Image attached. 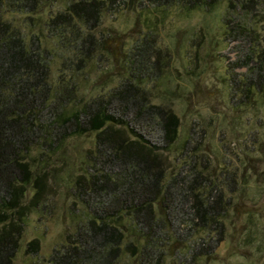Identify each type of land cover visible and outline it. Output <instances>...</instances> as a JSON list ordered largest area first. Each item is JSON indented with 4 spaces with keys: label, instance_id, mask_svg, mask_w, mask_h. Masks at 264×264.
Returning <instances> with one entry per match:
<instances>
[{
    "label": "rangeland",
    "instance_id": "1",
    "mask_svg": "<svg viewBox=\"0 0 264 264\" xmlns=\"http://www.w3.org/2000/svg\"><path fill=\"white\" fill-rule=\"evenodd\" d=\"M77 1L38 0L32 12L4 11L11 27L44 51L51 86L44 104L36 103L33 133L21 152L33 178L41 177L43 191L23 219L15 264H57L53 255L64 252L79 228L90 220L99 225L86 203L96 207L111 194L108 200L82 194L89 173L95 172V134L73 135L65 127L59 132L56 110L63 103L70 116L73 108L106 97L130 76L129 56L144 38L159 51L144 53L140 71L133 68L140 86L150 104L171 109L180 125L169 146L157 141L158 129L150 127L143 136L162 155V185L177 176L171 192L179 196L168 201V208L159 197L153 202L157 236H144L122 219L120 247L132 242L139 252L148 238L152 252L143 264H264V0H214L212 7L192 9L159 0H96L95 20H74L65 31L44 24ZM254 80L260 90L251 94L247 89ZM189 184L205 198L213 185L229 200L221 231L199 228L184 197ZM216 195H208V201ZM33 239L39 251L26 253ZM115 264H140V257L123 252Z\"/></svg>",
    "mask_w": 264,
    "mask_h": 264
},
{
    "label": "trees",
    "instance_id": "2",
    "mask_svg": "<svg viewBox=\"0 0 264 264\" xmlns=\"http://www.w3.org/2000/svg\"><path fill=\"white\" fill-rule=\"evenodd\" d=\"M159 1L180 2L187 9L214 6L211 4L214 0ZM97 3L96 0L71 2L63 12L48 18L44 24L61 31H65L66 27L70 29L74 20L85 24L88 19L97 18ZM37 4L38 0H0V264H15L24 230L23 219L32 208H36L43 191L41 177L33 178L27 163L21 161V152L27 149L24 144L26 137L33 133L31 119L36 113V103H42L50 95L48 63L42 55L44 51L38 49V43H34L32 38L26 39L4 18L6 8L27 13L32 12ZM158 51L152 42L144 38L139 46H134L129 56L128 63L132 68L130 76L106 97L93 98L73 108L70 116L65 115L63 103L57 106L58 120L54 124L59 127V132L65 127L64 131L69 129L68 133L73 135L95 134V151L92 155L95 172L89 173L87 183L82 188L83 196L87 197L93 192L108 200L106 197L111 194V200L98 206L95 204L96 207L86 203L96 214L99 225H96V220H90L87 226L79 228L64 252L56 255L59 252L56 251L53 255L51 260L57 264H115L123 252L137 255L140 264H143L152 252L148 238L139 252H136V245L132 242L120 247L125 235L117 225L127 218L133 227L144 232V236L149 233L157 236L155 227L158 222L153 215V202L159 197L168 208V201H175L179 196V193L171 192L177 176H172L165 186L162 185V155L155 145L147 144L143 136L151 128L158 129L157 141L169 146L178 138L179 119L171 109L148 102L146 92L138 81L140 75L133 69L141 67L140 56L144 53ZM251 85L248 92H259L260 86L255 80ZM53 143L55 139H51L49 145ZM116 163L121 164L118 166ZM114 165L118 168L113 170ZM80 178L84 180L83 176ZM28 186H32L33 195L25 204L23 200ZM187 189L184 197L191 202L199 228L212 231L218 226L221 231L220 218L224 216L229 203L221 190L213 185L209 188L208 195L217 192L216 199L211 203L209 196L205 198L202 191L193 188L192 184ZM120 226L125 227L122 223ZM39 248L38 239H33L26 244L25 252L37 253Z\"/></svg>",
    "mask_w": 264,
    "mask_h": 264
}]
</instances>
